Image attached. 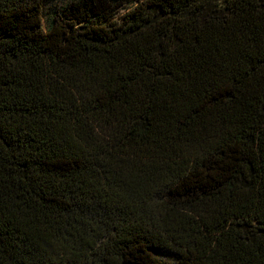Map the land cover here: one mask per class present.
<instances>
[{
  "label": "trees",
  "instance_id": "1",
  "mask_svg": "<svg viewBox=\"0 0 264 264\" xmlns=\"http://www.w3.org/2000/svg\"><path fill=\"white\" fill-rule=\"evenodd\" d=\"M0 264H264V0H0Z\"/></svg>",
  "mask_w": 264,
  "mask_h": 264
},
{
  "label": "rangeland",
  "instance_id": "2",
  "mask_svg": "<svg viewBox=\"0 0 264 264\" xmlns=\"http://www.w3.org/2000/svg\"><path fill=\"white\" fill-rule=\"evenodd\" d=\"M154 253L155 254H158V255H165V256H167V258L169 259V260H172L173 259V257L171 256V255H168V254H166V253H163L162 251H154Z\"/></svg>",
  "mask_w": 264,
  "mask_h": 264
}]
</instances>
